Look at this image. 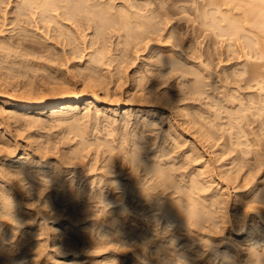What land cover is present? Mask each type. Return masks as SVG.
<instances>
[{
	"label": "rangeland",
	"instance_id": "374dc122",
	"mask_svg": "<svg viewBox=\"0 0 264 264\" xmlns=\"http://www.w3.org/2000/svg\"><path fill=\"white\" fill-rule=\"evenodd\" d=\"M121 1L124 2V0H117V2ZM131 1L133 5L135 4L137 7H140L141 3L142 6L144 4V7L147 4L148 6L150 5L148 8L152 6L153 9L158 8V10H156L157 14H153L155 15L154 18H157L152 19V25L163 28L160 34H155L153 40L150 41H131L127 39L128 37H126V35L122 34L123 32H119L117 28L112 31L108 30L107 33L97 35L96 27L93 23V25H88L87 23L84 25L75 22L74 24L76 25H74L72 22L63 20L64 22L66 21L65 23L69 24L70 28L73 27V31L77 30L76 35L79 33L81 36H78L81 39H79V41L82 44L81 51L83 54V57H81L83 59L80 60V57L76 55L75 57L71 54L69 45L56 42V34L53 32V29L56 27L54 23H51L50 29L43 28L41 23L37 25L30 23V25L26 26V31L21 30L16 26L17 23L13 22L15 18L14 1L0 0V30H4L0 32V58H23V60H27V62L25 61L26 63L23 62V64H27L26 66L21 64L16 65L18 68L24 70V72L14 77L16 80L21 81L19 82L20 84L28 81L38 86L42 84V82H47L45 77H51L53 79L60 71L59 74H61V76L58 75V77L70 78L79 89L80 86H82L84 77L81 75L83 72L86 73L85 69L88 67L87 65L89 63L87 59L90 58L91 52L95 51L96 48L98 49V47L99 49L106 47L103 49L104 54L106 53L104 63L101 66L99 65L97 69L102 81V86L98 87L99 96L103 99L100 105L101 108L99 107L100 111L96 113L97 109L93 107L91 111L92 115L90 114L89 118L87 116H85L86 118L83 117L86 113V109H84L85 100L81 103V110L75 116L77 118L81 117L80 121L78 120L77 122L85 127V130H88L86 135H84L86 140H90V143H87L90 148L88 147L87 150L85 149V153L88 155L83 152V154H85V161L83 160L84 163L82 161L83 164L79 163L80 165L77 166L71 165L69 162L67 166L66 160L65 164H59L58 167H55L54 163L51 164L50 168H52L47 173L49 175L53 174L56 177L55 180L58 181H54L56 184L52 182V187L49 189L44 188L45 190H41V192L43 196L51 192L49 196H52L54 192H56L54 188L57 187L59 182L64 181L66 184H70L72 181L74 185L77 183V186L79 184L85 188L82 189L86 191L84 195L92 194L96 196L98 194L97 197L100 195L101 197L99 198L102 199L104 197V199H106V197L108 198L109 196L112 198L114 196L113 194H115L112 199L116 197L117 201H115V199V202H112L113 200L110 198L108 199L109 201L102 199V202L99 201L100 203H96V207L94 205L85 206V209L88 210H84V203V205H81V202H77L79 205L73 203L76 205L74 206L71 205L72 202H66L63 205L62 202L61 205H57L55 203L57 200H55L54 203L56 206L62 210L54 207L57 208L59 212L63 211V213L60 212L63 215L57 220H53L52 218V220L50 219L46 222V227L44 226L46 229L44 228V230L47 234L43 232L44 234L41 236L44 239V241H42L45 247L43 250L44 252L42 251L43 255H40L39 258L35 257V260L38 259L36 261L38 264H246L249 256L248 258L245 256L249 255L248 253H251V251L252 253L255 252L253 251L255 249L259 250V252H261L262 249L264 251V204H258L262 208L261 212L263 213V219H261L262 217L257 215V210H252L251 204L253 205V203L247 202L251 196H255L257 190H264V107H262L264 105V53L262 50V57H258L261 51L259 47H263V45H261L263 44V42H261L262 39H260V34L255 30L252 21H247V19L251 20V17L247 13L243 15L245 11L244 8L247 9L245 6L248 1L246 0L247 2H244V0H242V4L245 5L240 3L242 7H238L241 9H235L236 7L233 9V6H220V9H216L213 5L209 7L208 4V6H206L207 0H126L125 2L132 4ZM249 4H247V6ZM161 5H164L163 7L166 9H163ZM212 8L216 11L212 10ZM159 9L161 11H159ZM228 9H230V12H227V17H229V19L224 16V11L226 12ZM219 10H222L221 14L224 13L223 18L228 21L231 19L233 27L230 25L231 22L221 19L220 12L217 13ZM136 11L137 10H134L133 12ZM140 11L143 14H151L150 10H139L138 12L141 13ZM207 14H210L209 17ZM212 14L215 17H213L214 19H210ZM218 16L220 17V22L218 21ZM215 19L217 21L213 25L212 21H215ZM208 20L211 22L209 23ZM3 21H5L4 24ZM220 23L224 25L222 24V26H220ZM228 23L232 27H230L232 30L231 32H229V26H225V24L228 25ZM234 23L236 25H233ZM35 25L37 28L42 26V30L37 29ZM76 27L78 28L74 29ZM222 27L224 29H222ZM168 29L175 32L174 38H167L170 32ZM233 31L234 33H232ZM24 35H26L28 43L36 46L35 50L31 47L27 48L19 45L18 39L21 41L22 38L20 37ZM120 35L123 36L121 37ZM92 40L94 43L95 41L98 43L94 44ZM2 46L5 47L2 48ZM6 47H8V49H6ZM190 49H194L195 51L193 50L192 52L195 54L190 52ZM162 50L163 52H170V50L175 52V56L179 57L175 58L178 62L174 61L177 63L175 64L176 66L172 65V60L164 64L163 61L161 62L160 59L156 58L157 53L159 51L162 52ZM6 51H8L10 55H8L9 53L6 54ZM191 54L192 56H189ZM50 58L55 59V61H49L51 60ZM48 61L50 63L52 62L51 64L53 66H51V68L48 65ZM45 62H48L46 63L47 65ZM30 65H33V67ZM57 67L61 69L58 71ZM81 68L85 69L81 70ZM55 70H57L58 73H55ZM78 70H81L82 74L79 73ZM186 70L188 72L194 71L195 73L201 72L203 74L198 73L202 75V78L204 77V80L200 78L201 76L199 77L200 79L198 78L199 75L197 76L199 80H203V83L201 82L202 90L200 92H190L188 84L192 83V80H196L195 77L197 73L195 74L193 72L195 75L189 74ZM237 72L239 74H237L238 76L236 75ZM228 74L229 76H227ZM18 81L15 83L17 84ZM165 91L167 92V97L169 94V96L173 97L169 98L175 99L173 103L175 102L176 105H178L177 107L174 104L172 108V105L167 103V100L163 101L165 96L163 97L162 95L164 94L162 93H165ZM20 92L16 91L17 94H20ZM159 97H162V99ZM121 102H127L128 109H131V112L134 114L132 118L134 120H131L128 124L123 122L120 123V121L124 120V107L119 109L116 116L107 114L105 117L103 115V112L106 110L105 105L110 104L115 109L119 107V104L123 105ZM178 107L182 108V112L181 109L180 112L177 111L179 110ZM184 107V112H187L185 114H188L187 117L183 115ZM175 108L178 109L176 110ZM256 108H260V110ZM46 112L47 115L39 116L42 122L38 125H34L32 128L23 127L25 129L24 134L25 136L26 134H34V140L38 139L37 142L34 143L50 141L49 145H54V147L58 146L59 148H55V151L53 150L54 152L50 153L49 157L54 159L56 156H60V158L63 159V154L70 152L69 150L74 148L76 146L75 144H77L76 142L81 141L82 138L77 136L71 139L70 137L74 136V132L71 130L72 125L69 124L70 122L67 123L65 118L64 121L63 118L62 120L56 116L50 117L51 110H46ZM96 116L99 120H97L98 118ZM160 116H162V120L159 119ZM107 117H109V119ZM114 117L118 120H116V123L113 122L115 119ZM192 120L198 122L192 123ZM110 121L113 122V126L110 125L107 127ZM148 121L154 122L155 127L147 126ZM170 121L176 126L178 131L176 134H174L176 131H174V133L169 131ZM188 123H190V125ZM191 123L194 126L191 125ZM200 125L206 127H202V129ZM198 127L204 130V132L205 130L208 131L207 133H209L210 136L207 137L208 134H204L202 131L204 136L207 135L206 137L201 135ZM113 128L116 129L111 133L110 131L113 130ZM197 128L198 131L196 132ZM70 131L71 134L68 135ZM109 133H111V135ZM177 134L182 135L179 137ZM95 136L100 137L99 139L102 138V140L105 138L104 143L100 140L102 142L101 146L95 144V142L98 141V138ZM175 136L181 138L182 144L179 143L180 140L178 138L176 139ZM35 137H37V139ZM19 140L20 142L22 141L21 137ZM107 141L109 144L111 143L110 145L114 146L113 152L112 150L109 152V147L106 148ZM174 141L175 144L173 143ZM135 142L137 143L136 146H140L142 149H139L140 153L144 152L141 154L142 159L147 155L143 163L147 162V159L149 160L148 162L151 161V163L153 159H156V161L159 159L158 163L161 162V165L163 164L164 167L173 166L176 170L173 168L170 170L173 169V176L175 173L176 179L182 184H185V181L188 182L193 172H197V177L204 183L203 189L198 190V193L194 189H189V191L191 190L189 193L192 194L191 196H193L199 204L206 206V218L209 217L207 220L209 226L206 225L208 227H204L203 233L200 232L201 230H195L194 227H191V231H198L197 233H189V231L187 232L186 230L182 231V233L176 227L175 223L167 222V218L163 219L159 217L160 212H153L150 208L145 209L140 203H135L131 200L123 199V201H121L122 199L120 200L117 198L121 197L120 195L122 194L119 190H114L115 193L110 192L106 187H103V181L99 184V175L104 171L100 170L104 164V158L102 157H107L105 155H108L113 161H116L113 165V161L110 159V167H104L106 171L109 168L110 171L112 168L114 172L118 169L121 170L123 165L122 162L119 163V161L121 158L124 159V155L129 152ZM177 143H179V146ZM33 148H35L34 145ZM121 148L122 150L124 149L122 153L120 152ZM20 151L22 150H19V152ZM125 151L128 152L125 153ZM191 152L192 155H197H195L196 158L191 155ZM162 154L163 156L160 157ZM111 155L114 158L111 157ZM127 155H129V153ZM187 155L191 159H189ZM150 156L152 158H150ZM160 159H162V161ZM54 160V162H56V159ZM124 160L126 161L124 162ZM124 160L121 159L125 164L127 159ZM62 161H64V159ZM143 163H141L140 169L144 167ZM145 164L146 163H144V165ZM170 164L172 166H170ZM176 165L182 167H179V169ZM72 167H75L78 172H73ZM90 167L96 169L91 170V172L89 169V171L86 170ZM124 167L126 168L127 165H124ZM63 169H65V171ZM66 169L68 172H66ZM81 170H85L83 173L84 175L81 173ZM119 170L114 173L115 176L119 175ZM128 170L126 172H128ZM86 171L89 173L87 172L86 174ZM201 171H206L207 173L204 174ZM80 173L83 175V178H80L82 176ZM73 178L75 180H73ZM61 190L62 188L60 190L58 189V191ZM60 196L59 194V197ZM29 198V196L23 194L22 199L25 203L23 207L26 211L28 210L27 212L29 214H35V212H37L33 220V222L35 221L33 225L37 226L39 222H41L39 219H41L43 215L40 214V211L38 212V209L40 210L38 206L40 201H35L34 203V200L33 202L31 200L30 202L31 198ZM217 198L218 201L216 202L215 200H217ZM212 199H214V202L217 204H212ZM51 204L52 203H50V205ZM247 204L250 205L248 208H246ZM52 206H50V208H52ZM86 207L91 208L89 209ZM82 209L84 211H82ZM125 209L128 211L126 212ZM86 211L90 214L93 211L94 215H88ZM156 214L157 216L155 217L157 218H153ZM142 220L144 221L142 222ZM68 221H73L71 226H68L65 236L71 239L69 243L71 245L67 244L65 247L59 243V236L55 238L56 234H54L55 232L53 233V226L54 224L56 225L62 222L64 227H66ZM143 223H145V225ZM114 224L117 226V229L120 227L119 229L121 230L115 229L116 226ZM147 224L149 226H147ZM166 224L170 226H167V231H165ZM145 226L152 227H150L151 230L148 232L149 234L147 233L149 229L147 230ZM3 227L5 226H0L2 231H0V238L5 236V240L0 243H4L3 245L7 246H4V248H8L6 254L10 255V257H17L18 259H15L17 264H30L33 258L32 254L39 250L27 251L28 253L26 254L25 250H22V247L26 244H23L21 248L18 247V241L21 240L23 235L21 234V236L20 232L17 231L19 234L14 235L13 239L11 238L7 241L6 237L9 233L7 234L6 232H9V230L6 229V231ZM123 229L126 231H123ZM116 230L119 232L116 233ZM139 230L145 232V234H148L147 236L150 237H148L150 239V244H148L149 248H145L147 244L143 247V242L140 239L142 237H140V234H136L140 233ZM164 231L165 233H163ZM69 232L72 233V235ZM1 234L3 236H1ZM71 236L75 238L73 239ZM174 236L175 238H171ZM135 237L139 238L140 242H138L139 239ZM159 245L163 246L166 250L170 248V250H167L170 251L169 253L167 252L170 258L165 255L167 254L166 252H162L163 255L160 252L159 255H162L160 257L156 255L159 257L157 259L156 256L154 257L152 253L156 251ZM24 248L25 247H23V249ZM234 251L238 254H235ZM22 252L25 253L26 257L23 255V258H21L20 255V259L19 254H22ZM226 253L229 255L233 254L234 256L231 255V259L235 257L234 261L233 259L231 261L230 258H228L230 260H227V258H225ZM151 255L153 256L149 257ZM165 257L168 258L166 259ZM248 261L249 264H251V260L249 259ZM257 263L255 262V264Z\"/></svg>",
	"mask_w": 264,
	"mask_h": 264
},
{
	"label": "bare ground",
	"instance_id": "6f19581e",
	"mask_svg": "<svg viewBox=\"0 0 264 264\" xmlns=\"http://www.w3.org/2000/svg\"><path fill=\"white\" fill-rule=\"evenodd\" d=\"M13 1L15 3V18L13 19L14 21L13 20L12 21L17 23L16 26H18V28L26 31V29H27L26 26L30 25V23H33L36 25L41 23L43 28L45 27V28L50 29L51 23H54L56 27L55 28L53 27L54 28L53 32H55V34H56V36H55V39H57L56 42H59L61 44L65 43V45H69L71 54L74 56L76 55V56L80 57V60L83 59V58H81V57H83L82 56L83 54L81 51L82 50L81 49L82 44L80 43V41H79L80 38L78 37L80 35H79V33H78V35H76L77 30L73 31V29H72L73 27L70 28L69 24L65 23L66 21L64 22L63 20H67V22L68 21L72 22V24H74L75 22L76 23L78 22V23H81L84 25H85V23H87L88 25L93 23L96 27L97 35L107 33L108 30L112 31V30L117 28V30L119 32H123L122 34L126 35V37H128L127 39H130L131 41H136V40L138 41L139 40L140 42H142L144 40H148V41L153 40V37L155 36V34H158V33L160 34V31L163 30V28H161V27L158 28V27H156V25L155 26L152 25V22H153L152 19L155 16L153 14H157L156 10H158V8L153 9L152 5H151L152 7L148 8L150 5L148 6L146 3H145L146 4L145 7H144V4L142 6L141 3H140L141 6L137 7V6H135V4L133 5L132 1H131L132 4H130L129 2L128 3L125 2L126 0H124V2H122V1L117 2V0H13ZM128 1H130V0H128ZM245 1L246 0H244V2ZM247 1H248V3H246V6H245V7H247V9L244 8L245 11L243 12V15H244V13H247L251 17V20L247 19V21H252L255 30L257 31V33L260 34L259 36L261 38L260 37H258V38L262 39L261 42H263V44H261V45H263V47L262 48L259 47V49L261 51L259 52L260 56H258V57L261 58L262 57L261 56L262 50L264 53V0H247ZM240 3L242 4V0H207L206 6H208V4H209V7L211 5H213V7L215 6L216 9H220V6L221 7H223V6H229V7L231 6L232 7L233 6V9H234V7H236L235 9H241L239 7H242V5H245V4L241 5ZM247 4H249V5L247 6ZM137 5H139V4H137ZM163 6H162V8L166 9ZM159 7H160V5H159ZM162 8H160V9H162ZM131 9H133V10H131ZM160 9H159V11H161ZM134 10H137V11L133 12ZM139 10H142V11H144V10L149 11L150 10L151 14L150 13H149L150 15L143 14L141 11H140L141 13H139L138 12ZM212 10L216 11L213 8H212ZM228 10L226 12L224 11L225 14L224 13L223 14H224V16H226L225 18L229 19V17H227V12H230V9H228ZM53 11H54V13H53ZM221 11L219 10V11H217V13L220 12L219 14H221L222 13ZM213 14L211 15L212 18L210 17V19L215 18L213 16ZM223 14H221V17H222L221 19L227 20V19L223 18ZM247 14H245V15H247ZM207 15L209 17L210 14H207ZM156 18H154V19H156ZM205 18H206V16H205ZM219 20H220V17H219L218 21ZM216 21H217L216 19H215V21H212L213 25L215 24ZM4 22L5 21H3V24H4ZM208 22L210 23L211 21L208 20ZM227 22H231L230 25L232 26L233 22L231 21V19H230V21L227 20ZM222 24L220 26H222ZM74 25H76V24H74ZM230 25H229V23H228V25L225 24V26H227V27L229 26L230 31L227 29L229 32L232 31L231 28L233 27V26L231 27ZM233 25H236V24L234 23ZM42 26H40L41 28L40 27L37 28V26H36V28L39 30L40 29L42 30ZM77 26H78V24H77ZM223 27H222V29H224ZM235 27H237V26H235ZM15 28H17V27H15ZM77 28L78 27H76L74 29H77ZM1 30H0V32L4 31V30L3 31H1ZM45 30H47V29H45ZM255 30H254V32H255ZM169 31H170L168 33L169 36L167 35L168 39L172 38L175 35V32L173 30H172L173 32L171 30H169ZM237 31H239V30H237ZM74 32H76V33H74ZM232 33H234V31ZM123 35H120V36L122 37ZM180 37H183V36H180ZM20 38H22L21 41H20V39H18L19 41L17 40L19 42L20 46L22 45L23 47H27V48L31 47L34 50L36 49L35 45L27 42L26 35H24ZM99 38H100V36H99ZM260 39H258V40H260ZM97 40H98V38H97ZM92 42L94 43L93 40H92ZM95 43L97 44L98 42L95 41ZM4 47L2 46V48H4ZM249 47H250V45H249ZM100 48H102V47H100ZM105 48L99 49V47H98V49L96 48L95 51L91 52L90 58L87 59V61L89 62L87 65L88 67L84 66V67H86V69L84 68L85 72H86V73L83 72L84 75L81 73L82 72L81 70H84L83 68H81L80 71L78 70V72L82 74L81 76L82 77L84 76L83 81H82V86H80L79 89L75 85V83L70 80V78L66 79L65 77H60L61 74H59L60 73L59 70L61 68L59 69L58 67L57 68H58L59 73L57 72V70H55V73L57 72L58 75H60L59 77H58V75L55 76L53 79L49 76H48L49 78L45 77V79H47V82L46 81L42 82V84H39L38 86L34 85L32 82H28V81H26V83L23 81L24 83L20 84L19 82H21V81L16 80L14 77L17 76L18 74H20L21 72H24V70H22L21 68H18L16 65L21 64V65L26 66L27 64L25 65V64H23V62H25V61L27 62V60L26 59L23 60V58H0V169H2V170H0V171H2V172H0V226L2 227L4 225L5 227H3V229L5 228V230L6 229L9 230V232H6L7 234L9 233L8 236L6 235L7 241H8V239L9 240L11 238L13 239L14 235L19 234L18 232H20V235L21 234L23 235V236L21 235L22 236L21 240L18 241V245H19L18 247L21 248V246L23 244H26L25 246H23V247H25L24 249L22 247V250H25L26 254L28 253L27 251L31 252V250H35V249L39 250L38 252L35 251L37 253H35V252L33 253L35 255L32 254L33 258L30 256L32 258L30 264L37 263L36 261L38 259L35 260V257L39 258L40 255H43V252H44L43 250L45 247L42 243V241H44V239L41 236H42V234L46 233L44 230V228L46 227V222L49 221L50 219L52 220V218H53V220H57L58 218H61V216L63 215L62 214L63 211H60V212H62V213H60L59 210H57L58 206H56V204L61 205V203L63 202L62 203V205H63L66 202H68V203L72 202L71 205L76 206L73 203L81 202L82 203L81 205L85 204L83 209L88 210V209H85V206H91V205L95 206V205H97L96 203H98L102 199L108 200L110 198V196H109L108 198L106 197V199H104V197L102 196L103 198L101 199V198H99V197H101L100 195H99V197H97L98 194L96 196L95 195L93 196L92 194H88V195L85 194L84 195V192H86V191H83L82 189H85V188H83L82 185L80 186L79 184L77 186V183L74 185L72 181L70 184H66L64 181L59 182V184L56 187L57 190H56V188H54L56 192H54V195H52V196H49L51 194V192H50V194H46L44 196L42 195V192H41V190H43V191L45 190L44 188L49 189L50 187H52V185H51L52 182L58 181V180H55L56 177L53 174H51V175H53V176H51L47 173L52 168V167L50 168L51 164L54 163L55 167H58L59 164H62V163L65 164L67 162V166L69 163L71 165L77 166V165H80L79 163H82V161L84 160V155L85 154L88 155L87 153H85L86 152L85 149L86 150L88 149L89 146L87 143H90L89 142L90 140L89 141H88V139L86 140V138L84 136V135H86L88 130H85L86 128L77 122L78 120L80 121L81 117L77 118L75 116L81 110V103L84 102L85 100H86V103H85L84 109H86V113L83 115V117L87 116L89 118L90 114L92 115L91 111H92L93 107H96V109H97L96 113H98L100 111L99 107L102 104L103 99L100 98V96H99V93H98L99 88L98 87L102 86L101 85L102 81L100 79V75H99L97 69L99 68L98 67L99 65L101 66L104 63L106 53L104 54L103 49H105ZM6 49H8V47H6ZM9 49H10V47H9ZM193 50L190 49V52H192ZM64 52H65V50H64ZM5 53L8 54L9 52L6 51ZM192 53H194V52H192ZM263 53H262V55H263ZM8 55H10V53ZM156 56H157L156 58L160 59L161 62L163 61L164 64L167 63L168 61H171V60L173 62L174 61L177 62L175 58H179L178 56H175V52H173V50H170V52L169 51L163 52V50H162V52L159 51ZM189 56H192V54ZM50 59L51 60H49V61H52V60H53L52 62L55 61V59H52V58H50ZM61 59H64V58H61ZM67 59H70V58H67ZM48 62H45V64ZM173 62H172V65H175L178 63V62L177 63H175V62L173 63ZM51 63L49 62V64H48L50 66V68H51V66H53ZM28 66H29V64H28ZM30 66L33 67V65H30ZM40 69H42V68H40ZM188 71H189V69H188ZM193 72L190 71L188 73L194 74L195 72L194 73ZM238 72L236 73V75L238 74ZM62 73H63V71H62ZM198 73L200 74L201 72H198ZM198 73L196 74V77H195L196 80L195 79L192 80L193 82L190 83L191 85L188 84V86L190 88V92L192 91L194 93H196V92L198 93L202 90L201 89L202 88L201 82L204 80V77L202 78V75H203L202 73H201L202 75H199ZM232 75H235V74H232ZM62 76H63V74H62ZM197 76H198V78L201 76L200 78H202L203 80L202 81L199 80L200 78L198 79ZM227 76H229V74ZM230 77H228V78H230ZM225 79H227V78H225ZM221 80H222V78H221ZM16 81H18L17 84L15 83ZM16 91L17 92L21 91L20 92L21 95L17 94ZM166 93H167L166 91H165V93H162V94H164L162 96L163 97L165 96V98H164L165 100L163 99V101L167 100L168 101L167 103H170V105H172V108H173V105L174 104L176 105L175 102L173 103V101L175 99H171L173 97L169 96V94L167 97ZM169 97H171V98H169ZM160 99H162V97ZM171 102H172V104H171ZM121 103H123V102H121ZM118 106H119L118 108L114 109L110 104L105 105L106 110H105V112H103V115L105 117L107 114L112 115V116L113 115L116 116L119 112V109L121 107H124L125 108L124 114H123L124 120L120 121V123L123 122V123L128 124V122H131V120H134V119H132L134 114H133V112H131V109H128L127 102L123 103V105L119 104ZM177 106L178 105H176V107ZM262 107H264V105ZM178 108H179V110H177ZM178 108L177 109L175 108V109L179 112L181 109V112H182V108H180V107H178ZM184 109H185V107L183 108V112L185 111ZM256 109L260 110V108H256ZM46 110L52 111L50 113V117L56 116L59 119L65 118L67 123L70 122L69 124L72 125L71 130L74 132V136L70 137L71 139H74L77 136H79V138L80 137L82 138L81 141L76 142L77 143V144H75L76 146L73 145V146H75L74 148H72L70 146L72 149L69 150L70 152L67 151L68 155L66 153H64L65 151L62 152V153H64L62 156V157H64L63 158L64 161H62L63 159H61L60 156H56V155H55L56 157L54 156L55 157L54 159H56V162H54L55 160L52 157H49L50 153H53L55 151V148L57 149L58 146L55 145L56 147H54V145L53 146L49 145L50 141L49 142L47 141V142H41V143H34V142H37L38 139H37V137H35L37 140H34V136H33L34 134L33 133H32L33 135L26 134V136L24 134L25 129L23 127H26V128L31 127L32 128L34 125H38L40 122H42L39 116L47 115ZM185 113H187V112H184L183 115H185L187 117L188 114L186 115ZM112 116H110V117H112ZM161 117L162 116H160L159 119H161ZM181 117H182V115H181ZM107 118L109 119V117H107ZM65 119H64V121H65ZM62 120H60V121H62ZM97 120H99V118ZM116 120L117 119L115 118L113 122L116 123ZM188 120H190V119H188ZM190 121H187V122H190ZM113 122H111V121L108 122L107 127L112 125ZM149 122L150 121H148V124L147 123H144V124H147V126H150V127L151 126L155 127L154 122H150V123ZM197 122L198 121H196V120H195V122L192 120V123H197ZM192 123H191V125H193ZM188 124L190 125V123H188ZM200 127L205 128L206 126L200 125ZM31 128H29V129H31ZM198 128H197L196 132L198 131ZM201 128H199L200 132L202 131L204 134L208 132L206 130L204 132V130H202L203 128L202 129ZM115 129L113 128V130H111L110 132L113 133V131H115ZM169 131H172L173 133H174V131H176L174 134H176L178 132L176 129V126L171 121L169 123ZM202 132L200 134L204 136V134H202ZM111 133H109V134L111 135ZM70 134H71V131L68 135H70ZM207 134H206L207 137L210 136L209 133H207ZM181 135H178V136L180 137ZM206 135L204 137H206ZM32 136H33V138H32ZM105 136H106V134H105ZM20 137L22 139L21 142L19 140ZM95 137H97V136H95ZM103 137H104V135H103ZM97 138H98V141L97 142L94 141V142L98 146H101V143L102 142L104 143L105 138H103V140H102V138L99 139L100 137H97ZM177 138L178 137H176V139ZM84 139L86 140V142ZM178 139L180 140L181 138H178ZM113 141H114V139H113ZM175 141L178 142L177 140H175ZM175 141L173 142L174 144H175ZM127 142H128V140H127ZM179 143H181V140L179 141ZM179 143H177V145ZM110 144L107 141V143H106L107 147L106 148L109 147L108 148L109 152L111 150L113 152L114 146H112ZM136 144L137 143L135 142V144L132 145L130 150L126 148L127 150H129V152L125 151V153L128 152L129 155H127L128 153L126 154L127 156L124 155V159H127V162H126L127 164L126 163L124 164L123 161H121V159L124 160L123 158L120 159L119 163L122 162L124 169L123 168L122 169L120 168L121 170L118 169L119 170L118 176L117 175L115 176V174H114L115 172H118V170L114 172V171H112V168H111V171L109 170L110 169L109 168L106 171L104 168V167L108 168V166L111 164V162H109V161H111L112 158L108 157V155H105L107 157H102V158H104V160H103L104 164L102 165V167H101L102 169H100V170H104V171H102V174L100 172L101 175H99L100 176L99 177V179H100L99 184L102 183V181H103L104 185L103 184H101V185H103V187H106L108 191L110 190V192H114V190H116V191L119 190L122 194L120 195L121 197H117V198H119L120 200L122 199L121 201H123V199L131 200L132 202L140 203V205L145 209L150 208V210L153 212H157V211L160 212L161 216L159 213V217H161L163 219L167 218L168 219L167 222L169 221V222L175 223L176 227L181 232L186 230L187 232L189 231V233L190 232L191 233H197L199 230H201L200 232L203 233L204 229L209 226L207 223V220L209 219V217L206 218L207 217V214L205 211L206 206L199 204V202H197L195 200V198H193V196H191L192 194L189 193L192 189L197 191V193H198V190L203 189L202 187H203L204 183H202L201 179H199L197 177V172L196 171H195L196 173L193 172L192 176L189 177L190 179L188 180V182L185 181V184H182L176 179L175 173H174L175 171L173 172L174 173V176H173L172 171L174 168L171 164H170V166H172V167H164L163 164L161 165V162L158 163L159 159H157V161H156V159L155 160L153 159L154 161L152 160V163H151V161L148 162L149 160L147 159V162H144V163H146L144 165L143 160L144 161L146 160L144 158H147V155H146V157H144L142 159L141 154L144 152L141 151L142 153H140V150H142V149L140 146H139L140 148L138 146H136ZM33 145L35 148H33ZM194 146H193V148H194ZM122 148L120 149L121 153L124 150V149L122 150ZM108 149H107V151H108ZM19 150H22V151L19 152ZM103 151H105V150H103ZM83 152L85 154H83ZM56 153H58V152H56ZM56 153H54V154H56ZM125 153H123V154H125ZM163 154L160 157H162ZM196 154L192 155V152H191V155L195 158L197 156ZM151 156H150V158H152ZM111 157H113V156L111 155ZM160 157H158V158H160ZM187 157L189 158L188 155H187ZM117 158H116V160H117ZM195 158H193V159H195ZM68 159H69V161H68ZM189 159H191V158H189ZM65 160H66V162H65ZM160 160L162 161V159H160ZM84 161H83V163H84ZM125 161L126 160H124V162ZM114 162L116 163V161H113V165H114ZM141 163H143L144 167L142 166L143 168L140 169ZM162 163H164V162H162ZM184 163H185V161H184ZM124 165L125 166L127 165V167L125 168ZM181 165H183V164H181ZM67 166H65V167H67ZM91 166H93V165H91ZM75 167L74 168L72 167L73 168L72 171L77 173L78 170ZM176 167L179 168L180 166L176 165ZM90 168H92V167H90ZM90 168H87V169L85 168V169L86 170L89 169L90 172H91V170L96 169L94 167L92 169H90ZM171 168H173V169L170 170ZM63 170L65 171V169H63ZM127 170H128V172H126ZM174 170H176V168ZM200 170H202V169H200ZM88 171H86V174ZM66 172H68V170ZM84 172H85V170H81L82 174ZM201 172H203V171H201ZM5 173H6V175H5ZM203 173L205 174L207 172L204 171ZM83 175L80 178H83ZM15 176H19V179H15ZM97 176H98V174H97ZM73 180H75V179L73 178ZM92 180H93V178H92ZM91 182H93V181H91ZM54 183L56 184V182H54ZM37 185H39V186H37ZM61 188H62V190L58 191V189L60 190ZM189 189H191V190L189 191ZM87 192H88V190H87ZM263 192H264V190L263 191L261 189L257 190L255 196H251L253 198L250 197L249 201H247L248 203H253V205L251 204V208H252V210L253 209L257 210V213H258L257 215H259V217H262L261 219H263V213L261 212L262 208L258 204H264V193ZM23 194L27 195L31 198V199L29 198L30 202H31V200H32V202L34 200V203H35V201H38V202L40 201V204L38 205L40 207V210L38 209V212L40 211V214L41 215L43 214V215L42 216L40 215L41 219H39V221H41V222H39V224L37 226L33 225L35 222V221L33 222V220L35 219L37 212H35V214H31V213L29 214L27 212L28 210L26 211V209L23 207V205H25V203L23 202L24 200L22 199ZM43 194H44V192H43ZM59 194L61 195L60 197H59ZM113 195L115 196V194H113ZM57 197L60 199H58ZM112 198H110L111 200H113L112 202L117 201L116 197L114 199H112ZM55 200H57V202H55L56 204L54 203ZM111 200H110V202H111ZM212 200H213L212 204L215 203L214 199H212ZM58 201H59V203H58ZM215 201L217 202L218 198ZM219 202H220V200H219ZM50 203H52V204L50 205ZM53 204H55V205H53ZM215 204H217V203H215ZM50 206H52V208H50ZM54 206L57 208H55ZM246 206H247L246 208H248V206H250V205L247 204ZM86 208L90 209L91 207H86ZM58 209H60V208H58ZM83 209H82V211H84ZM249 209H250V207H249ZM60 210H62V209H60ZM125 211H126V209H125ZM86 213L88 215L90 214V213H88V211H86ZM92 214L94 215L93 211L90 215H92ZM146 215H147V213H146ZM162 215H163V217H162ZM155 216H157V214L154 215L153 218H157ZM81 217H83V216H81ZM85 217H86V215H85ZM79 218H80V216H79ZM159 220H160V218H159ZM78 221H80V220H78ZM117 221H118V219H117ZM143 221L144 220H142V222ZM145 221H146V219H145ZM72 222L73 221H68V225L66 227H64L62 222H60L59 224H56V225L54 224V226L52 225L54 228L53 233L55 232L54 234H56L55 238H58L57 236H59V238H60L59 243H61V245H63V246H65L67 244L71 245V244H69L71 239H68L65 236L67 233L66 230L68 229V226H71ZM165 223H166V221H165ZM143 224L145 225V223H143ZM167 224H169V223H167ZM167 224H166L165 231H167V226H168ZM206 225H208V226H206ZM147 226H149V225L147 224ZM147 226H145V227L147 228V230L149 229L147 231V233H148L151 230L150 229L151 226L150 227H147ZM173 226H174V224H173ZM168 227H170V226H168ZM191 227H194L195 230H198V231H196V232H193V230L191 231ZM202 228H203V230H202ZM115 229H117V226ZM117 230H116V233L119 232L121 229H119V231H117ZM0 231H1V229H0ZM123 231H126V230L123 229ZM165 231L163 233H165ZM113 232H115V231H113ZM4 233H5V231H4ZM116 233H114V234H116ZM70 234L72 235V233H70ZM136 234L137 235L140 234V237H142L140 239L143 242L142 243L143 247H145L146 244L147 245L150 244L149 243L150 237L147 236L149 233L146 235L145 232L140 231V233H136ZM178 234H179V232H178ZM1 236H3V235L1 234ZM4 237L5 236L0 238V242L5 240ZM72 237H73V239L75 238L74 236H71V238ZM176 237H178V236H176ZM171 238H175V236L171 237ZM136 239H139V238H136ZM140 239L138 240V242H140ZM3 244L4 243H2V244L0 243V264H17V262H15V259H18V258L14 257V256L10 257V255H7L6 250L8 248L7 249L4 248V246H6V245H3ZM147 245L145 248H149V245H148V247H147ZM157 247L158 248H156V251L155 252L153 251V253H152L154 255V257L156 255L158 256L160 254V252L162 255H163L162 252H166V253L170 252V251H167V250H170V248H167V250H166L161 245H159ZM159 247H161V248H159ZM165 248H166V246H165ZM161 249L162 250L164 249V250L162 251ZM253 251H255V252L252 253V251H251V253H248L249 255L245 256L246 258H248V256H249V258L247 259L248 263L246 262V264H249V261H248L249 259L251 260L250 261L251 264L252 263L255 264V262L256 263L258 262L257 264H264V251H263V249L261 250V252H259V250H257V249H255ZM146 252H147V250H146ZM154 253H156V254H154ZM168 253L165 255H167L169 257ZM145 254H147V253H145ZM227 254L228 253H226L225 258H227V260H230L231 255H233V254H230V255L229 254L227 255ZM235 254H238V253L235 252ZM20 255H21V258H23L22 256L23 255L25 256V253L22 252V254H19V258H20ZM153 255H151L149 257H152ZM162 255H159V257ZM157 256H156V259L159 258ZM236 256H238V255H236ZM228 258H230V259H228ZM234 258L235 257H232L233 261H234ZM232 259H231V261H232ZM235 262H236V260H235ZM153 263H154V261H153Z\"/></svg>",
	"mask_w": 264,
	"mask_h": 264
},
{
	"label": "snow or ice",
	"instance_id": "6c2138e0",
	"mask_svg": "<svg viewBox=\"0 0 264 264\" xmlns=\"http://www.w3.org/2000/svg\"><path fill=\"white\" fill-rule=\"evenodd\" d=\"M0 170H2V169H0ZM0 172H2V171H0ZM5 175H6V173H5ZM5 175H4V176H5ZM15 179H19V176H15Z\"/></svg>",
	"mask_w": 264,
	"mask_h": 264
}]
</instances>
